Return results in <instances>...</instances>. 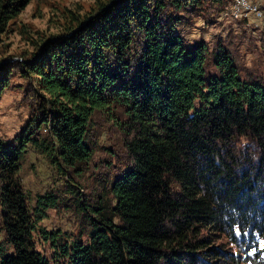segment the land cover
Wrapping results in <instances>:
<instances>
[{
    "label": "trees",
    "instance_id": "obj_1",
    "mask_svg": "<svg viewBox=\"0 0 264 264\" xmlns=\"http://www.w3.org/2000/svg\"><path fill=\"white\" fill-rule=\"evenodd\" d=\"M29 1L0 0V32ZM224 7L109 0L72 35L0 67V98L14 70L29 81L25 126L0 137V264H51L36 233L67 264H264V82L243 80L224 47L190 48L179 33ZM104 115L119 166L109 161L112 177L91 204L69 181L91 165ZM29 146L66 183L34 206L20 176ZM67 202L86 217L87 241L39 229Z\"/></svg>",
    "mask_w": 264,
    "mask_h": 264
},
{
    "label": "rangeland",
    "instance_id": "obj_2",
    "mask_svg": "<svg viewBox=\"0 0 264 264\" xmlns=\"http://www.w3.org/2000/svg\"><path fill=\"white\" fill-rule=\"evenodd\" d=\"M108 1L30 0L0 32V67L9 63L27 62L25 58L38 53L52 38L64 33L72 35L75 29L69 32L71 28H76L79 21L84 25L93 19L100 5L107 4ZM224 1L225 7L220 14L209 17L210 20L207 22L200 17L190 25L181 27L179 33L190 48L202 43L212 54L219 46L224 47L232 53L243 80L264 82V22L244 15L257 9L260 17H264V0ZM28 84L29 81L23 78L22 73L14 70L11 87L0 98V137L7 141L14 138L28 120L29 110L23 103V89ZM195 105L199 108L201 103L196 101ZM107 121L105 115L96 118L95 127L100 135L98 151L87 172L81 176H74L73 180L69 181L76 189L82 191L84 197L90 199L91 204L97 201L101 191L106 190V181L112 177L109 161L119 166L118 161L114 162L109 156V152H117L119 146L118 137L110 133L111 124ZM20 176L31 206H34L33 200L38 195L63 192L66 184L49 162L39 156L32 146L27 149ZM1 214L0 206V227ZM39 229L61 234L63 238L61 242L70 245L72 241H87L90 226L86 217L82 216L72 202H67L59 210H48L47 217L39 223ZM3 240L2 233L0 242ZM35 241L37 251L49 259L51 264H67L59 256L60 250L54 248L51 242L45 241L42 234L36 233ZM260 246L264 248V240Z\"/></svg>",
    "mask_w": 264,
    "mask_h": 264
},
{
    "label": "built area",
    "instance_id": "obj_3",
    "mask_svg": "<svg viewBox=\"0 0 264 264\" xmlns=\"http://www.w3.org/2000/svg\"><path fill=\"white\" fill-rule=\"evenodd\" d=\"M247 1H244V3H246ZM244 15H248V18H253L255 20H259L261 22H264V17H260V14H259V11L256 9V10H253L252 13H248V14H244ZM241 16V15H239Z\"/></svg>",
    "mask_w": 264,
    "mask_h": 264
},
{
    "label": "bare ground",
    "instance_id": "obj_4",
    "mask_svg": "<svg viewBox=\"0 0 264 264\" xmlns=\"http://www.w3.org/2000/svg\"><path fill=\"white\" fill-rule=\"evenodd\" d=\"M249 5V4H248ZM246 7V6H245ZM248 8V7H247ZM254 10V9H253Z\"/></svg>",
    "mask_w": 264,
    "mask_h": 264
}]
</instances>
